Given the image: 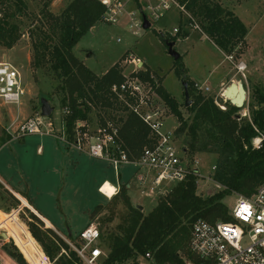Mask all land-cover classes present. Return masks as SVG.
I'll return each mask as SVG.
<instances>
[{
  "label": "rangeland",
  "instance_id": "1",
  "mask_svg": "<svg viewBox=\"0 0 264 264\" xmlns=\"http://www.w3.org/2000/svg\"><path fill=\"white\" fill-rule=\"evenodd\" d=\"M70 1L53 0L47 11L57 15ZM212 1L232 12L247 28L246 46L235 49L228 56L199 28L190 26L196 23L199 27L197 21L186 23L189 15L176 7L165 12L159 20L153 21L148 6H153L156 0H131L128 4L131 10L139 9L141 5L140 10L150 23L149 29L141 28L139 35L135 36L125 16L117 24L102 21L79 40L73 54L96 76L105 74L114 64H119L125 79H139L141 72L148 71L155 82L158 85L160 83L180 104V111L185 118L188 113L183 104V78L194 82L196 93L216 100L221 98L223 103L215 102L224 107L231 105L228 99L225 102L224 90L231 84H241L247 92V98L236 115L248 118L243 117V112L246 103H251L249 98L256 90L264 95V0ZM44 3V0H27L24 13L13 20L19 26L17 43L12 49L0 46V62L9 63L20 73L24 88L20 105H4L0 100V136L2 131H5L3 137L8 136L0 148V234L5 233L8 237L4 239L0 236V264H18L15 255L18 251L25 257L26 264H47L45 259L40 258L41 255H36L37 251L42 254V249L37 242H32L28 233L27 222L31 215L36 216L45 228L53 230L62 240L67 243L73 240L69 244H74L79 243L78 234L90 223L97 225L101 236L106 237V230L113 229L126 212L121 204L114 207V203H108L110 199L102 196L99 189L97 191L101 179L106 176L115 179L112 168L103 161L79 154L56 138L60 135L56 132L63 128L62 120L65 116L55 92L58 81L46 68L37 69L32 66V43L35 37H32L31 32H36V28L44 22ZM179 28L188 37L175 39L172 51L181 57V61L177 62L169 54L162 37L174 36L173 30ZM137 60L139 62L135 63ZM239 66L244 70L239 72ZM140 82L144 93L151 99L150 109L159 110L162 116V132L173 134L175 148L183 162H198V193L211 195L220 190L212 181L216 155L198 153L189 157L182 152L186 145L184 136L176 137L173 133L177 127L175 118L152 86L143 80ZM205 88L208 91H204ZM41 100H46L53 108L46 121L51 122L55 136L31 135L18 138L15 132L17 126L27 118L40 115ZM90 118V127L94 128V111ZM142 171L149 174L142 167L137 169L122 165L118 169L122 184L126 187L128 185L131 202L141 206L146 214L155 207L161 195L141 194L146 188L149 191L148 186L141 188L138 182V177L144 175ZM128 177L130 179L126 184L122 179ZM176 184L164 182L156 191H170ZM235 199L236 195L227 199L229 209ZM97 205L103 206L102 212L89 218ZM108 218L112 219L109 223L106 222Z\"/></svg>",
  "mask_w": 264,
  "mask_h": 264
},
{
  "label": "trees",
  "instance_id": "2",
  "mask_svg": "<svg viewBox=\"0 0 264 264\" xmlns=\"http://www.w3.org/2000/svg\"><path fill=\"white\" fill-rule=\"evenodd\" d=\"M44 1L41 12L44 22L36 28V32H31L35 37L32 66L46 68L58 81L55 92L59 107L65 113L62 120L65 133L70 136L78 121L91 122L90 114L94 111L98 125L110 122L118 127L120 146L129 160L137 159L142 150L153 147L157 139L128 108L127 96L112 91V87L120 86L125 80L119 64H114L105 74L96 76L73 54L79 40L102 22L105 8L98 0H71L59 14L54 15L47 11L53 0ZM174 1L190 16L186 23L197 21L199 31L227 56L235 49L246 46L247 28L219 3L212 0ZM26 2L0 0L1 47L12 49L17 43L19 26L13 20L24 13ZM138 7L141 8V5ZM178 37L186 38L188 34L179 28L174 36L162 37V41L169 48L170 44L174 46ZM138 78L152 86L177 120L173 133L176 137L184 136L186 148L183 152L189 157L198 153L216 155L212 181L220 190L211 195L199 194L198 178L191 173L160 196L155 207L145 214L131 203L126 186H119L118 193L108 203H114V207L121 204L126 212L113 229L106 230V237L100 234L98 246L103 256L97 264H138L148 251L154 254L158 262L179 264L180 256L188 254L191 227L196 220L202 219L211 224L217 221L231 222L227 199L232 195L250 197L264 182V144L260 149L251 147V139L255 136L252 125L264 133V95L260 91L256 90L249 98L252 103L248 104L249 119L240 118L236 115L239 109L226 104L225 110H221L215 104V101L223 103L221 98L216 100L196 93L194 82L183 78V96L186 86L192 99L189 106L185 105V101L183 103L188 113L185 118L180 104L160 83L155 82L148 71L141 72ZM4 134L5 131H2L0 148L6 143L7 135L3 137ZM102 210L103 206L97 205L89 218L97 216ZM111 221L108 218L106 222ZM27 228L50 264H82L68 243L53 230L45 228L36 216L31 215ZM72 245L79 246V243ZM38 254L46 259L39 251L36 252ZM15 255L18 264H26L25 257L19 251Z\"/></svg>",
  "mask_w": 264,
  "mask_h": 264
},
{
  "label": "built area",
  "instance_id": "3",
  "mask_svg": "<svg viewBox=\"0 0 264 264\" xmlns=\"http://www.w3.org/2000/svg\"><path fill=\"white\" fill-rule=\"evenodd\" d=\"M98 1L105 8L102 21L117 24L119 19L125 16L132 34L139 35L144 12L140 9H129L128 4L131 0ZM172 7L186 13L183 7H180L174 0H156L153 6H148L149 16L153 21L159 20ZM190 26L198 29L195 24ZM173 31L174 34L177 33V29ZM138 62L139 60L135 63ZM240 67H238L239 72L244 70ZM112 91L127 96L128 108L156 136L157 140L153 147L144 148L137 159L129 160L119 144L118 127L110 122H106L105 125L96 123L94 128H91V122L78 121L74 124L70 136L65 133L63 126L56 132L60 134L56 138L79 154L107 163L115 174L122 165L146 168L151 174L152 187H148L149 191L147 188L142 190L141 193L145 196L165 195L168 191L161 189L156 191L164 182L179 183L191 173L198 178L196 170L198 162L184 163L178 155L173 134L162 132V116L159 110L150 109L151 99L148 94L144 93L140 80L125 79L120 86L112 87ZM204 91H208V88ZM23 96L24 88L20 73L9 63L0 62V100L2 103L20 105ZM223 97L226 102L227 98L224 95ZM215 104L221 110H225L224 105L216 102ZM243 117L249 119L248 103H246ZM46 120L48 118H43L39 114L23 120L16 128L17 137L55 136L51 122ZM252 128L255 136L251 139V147L260 149L264 144V133L253 125ZM214 169L213 167L212 170ZM102 187L103 185L99 188V192L104 196ZM114 193L116 195L118 191L115 189ZM230 216L232 221L229 223L217 221L211 224L202 219L196 220L191 227L188 254L180 256L179 264H264V182L250 197L236 195L235 202L230 208ZM99 239L98 226L90 223L78 234L79 246L69 243L68 245L76 252L82 264H97L103 256L98 246ZM46 261L50 264L47 258ZM138 264L176 263L158 262L154 254L148 251L142 255Z\"/></svg>",
  "mask_w": 264,
  "mask_h": 264
},
{
  "label": "water",
  "instance_id": "4",
  "mask_svg": "<svg viewBox=\"0 0 264 264\" xmlns=\"http://www.w3.org/2000/svg\"><path fill=\"white\" fill-rule=\"evenodd\" d=\"M142 20H143L142 28L144 30L149 29L150 23L147 21V19L143 15H142ZM172 47H173V44H170V46L168 48L169 54L174 58V60H178L180 56L172 51ZM141 65L142 64L140 63V66ZM184 88H185V92H184L185 105L189 106L190 101H189V96H188V93L186 90V86ZM236 89H237V86L235 84H231L224 96L226 97L227 93L228 94L229 93H231V94L235 93ZM246 98H247L246 90L243 88V86L241 84H238V90H237L236 95L232 99H228V98L227 99L230 101L232 106H234L237 109H241L244 105ZM40 103H41V106H40L41 117L48 118L52 114L53 108L49 106V104L46 100H41ZM175 121L177 122V120H175ZM137 208L139 210H142L141 206H137ZM0 236L4 239L7 238L5 233H1Z\"/></svg>",
  "mask_w": 264,
  "mask_h": 264
},
{
  "label": "crops",
  "instance_id": "5",
  "mask_svg": "<svg viewBox=\"0 0 264 264\" xmlns=\"http://www.w3.org/2000/svg\"><path fill=\"white\" fill-rule=\"evenodd\" d=\"M187 38V37H186ZM221 84V83H220ZM124 166H126V165H124ZM129 166V165H128ZM134 167V166H133ZM135 168H137V169H139L138 167H135ZM142 172H144V175H143V177H138V182L140 183V187L141 188H143V187H149V186H151V183H152V180H151V174L149 173L148 175H147V172L146 171H142ZM127 173V172H126ZM105 174H103V176H104ZM126 175H128V174H126ZM147 175V176H146ZM114 176H115V179H110V177H105V178H103V179H101L100 181H98V182H100L99 183V185H98V188H97V191H98V189L103 185V184H105V183H108V184H110V185H112L115 189H116V191H118V189H119V186H121V185H124V184H122L123 182H121V176H120V173L118 172V174H114ZM130 179V177H128V178H126V179H122V180H124V181H126L127 183L126 184H128V180ZM127 194H128V185H127ZM142 192V191H141ZM142 194V193H141ZM129 196V195H128ZM130 198V197H129ZM131 201V200H130ZM132 203V202H131ZM133 204V203H132ZM32 239V238H31ZM33 240V239H32ZM34 241V240H33ZM35 242V241H34ZM36 243V242H35ZM37 244V243H36ZM38 245V244H37ZM39 246V245H38ZM45 258V257H44ZM46 260V259H45ZM47 262V261H46Z\"/></svg>",
  "mask_w": 264,
  "mask_h": 264
},
{
  "label": "bare ground",
  "instance_id": "6",
  "mask_svg": "<svg viewBox=\"0 0 264 264\" xmlns=\"http://www.w3.org/2000/svg\"><path fill=\"white\" fill-rule=\"evenodd\" d=\"M235 85L237 86L236 92L233 93V94H231V93L228 94L227 93L226 98L232 99L236 95L237 90H238V84H235ZM229 87H230V85L224 90V94L223 95H225V93L227 92ZM102 192H103L104 197L106 199H111L114 196V194H115L114 193L115 192V188L112 185H110L108 183H105V184H103Z\"/></svg>",
  "mask_w": 264,
  "mask_h": 264
},
{
  "label": "snow or ice",
  "instance_id": "7",
  "mask_svg": "<svg viewBox=\"0 0 264 264\" xmlns=\"http://www.w3.org/2000/svg\"><path fill=\"white\" fill-rule=\"evenodd\" d=\"M245 208H247V206H245ZM248 214H250V213H248ZM245 218H247V216H245Z\"/></svg>",
  "mask_w": 264,
  "mask_h": 264
}]
</instances>
